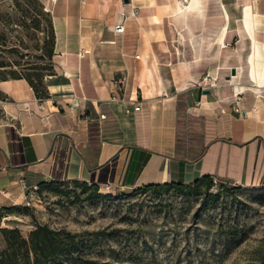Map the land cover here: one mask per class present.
Masks as SVG:
<instances>
[{"label": "crops", "instance_id": "crops-1", "mask_svg": "<svg viewBox=\"0 0 264 264\" xmlns=\"http://www.w3.org/2000/svg\"><path fill=\"white\" fill-rule=\"evenodd\" d=\"M39 1L54 74L0 80V208L20 182L264 187V0Z\"/></svg>", "mask_w": 264, "mask_h": 264}, {"label": "rangeland", "instance_id": "rangeland-1", "mask_svg": "<svg viewBox=\"0 0 264 264\" xmlns=\"http://www.w3.org/2000/svg\"><path fill=\"white\" fill-rule=\"evenodd\" d=\"M37 0H0V80L54 74L51 31ZM28 204L2 211L24 238L37 226L74 236L82 258L111 264H264V187L215 179L196 194L173 189L98 191L40 181ZM16 206V205H15ZM4 242L0 234V250Z\"/></svg>", "mask_w": 264, "mask_h": 264}, {"label": "trees", "instance_id": "trees-1", "mask_svg": "<svg viewBox=\"0 0 264 264\" xmlns=\"http://www.w3.org/2000/svg\"><path fill=\"white\" fill-rule=\"evenodd\" d=\"M41 7H44L37 0ZM47 26L51 31L52 50L48 53V57H52L54 46V32L51 17L48 13H41ZM24 78L33 89L35 95L39 99L48 98L47 90L39 84H36L31 75L12 74L10 78ZM1 80H6L3 78ZM77 182V180H74ZM61 182V181H60ZM59 181L48 182L52 185L60 183ZM80 185L86 186L88 183L78 181ZM95 190H99V186L88 184ZM213 186V178L210 175L202 176L195 182L184 185L181 183H164L147 185L137 189H173L182 194H196L199 189L208 191ZM19 205L11 207H1L2 211L19 210ZM3 215H0V218ZM4 247L0 250V264H111L108 262H99L94 259L82 258L78 254L74 236L68 232L52 231L47 227L37 226L31 230L27 238H24L17 228H1Z\"/></svg>", "mask_w": 264, "mask_h": 264}, {"label": "built area", "instance_id": "built-area-1", "mask_svg": "<svg viewBox=\"0 0 264 264\" xmlns=\"http://www.w3.org/2000/svg\"><path fill=\"white\" fill-rule=\"evenodd\" d=\"M51 2H55V1H57V0H50ZM137 14V10H134L132 13H131V15L132 16H135ZM123 18L125 19V16L123 15ZM114 30H115V32H117V33H122L123 31H124V25H123V23H118V24H116L115 26H114ZM236 97V101H238V99H239V97H238V95H236L235 96ZM198 104V103H197ZM137 110H139V106L137 105V106H134L133 107V111H137ZM128 111V110H127ZM235 111H237V109L235 110ZM102 118L104 117V116H101ZM213 181H215V179H213ZM20 186L23 188V189H25L26 191H29L30 189L25 185V183L24 182H20ZM99 189H101V190H103V191H111L112 190V187H111V185H109V184H104V185H102V186H99ZM25 202H26V204H28V200L27 199H25Z\"/></svg>", "mask_w": 264, "mask_h": 264}, {"label": "water", "instance_id": "water-1", "mask_svg": "<svg viewBox=\"0 0 264 264\" xmlns=\"http://www.w3.org/2000/svg\"><path fill=\"white\" fill-rule=\"evenodd\" d=\"M123 1H124L125 3L128 2V0H123ZM232 72H233V70H232ZM206 92H208V91H206Z\"/></svg>", "mask_w": 264, "mask_h": 264}]
</instances>
